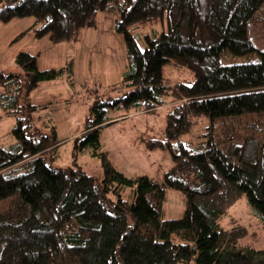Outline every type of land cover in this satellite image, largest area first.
Instances as JSON below:
<instances>
[{"label":"trees","instance_id":"1","mask_svg":"<svg viewBox=\"0 0 264 264\" xmlns=\"http://www.w3.org/2000/svg\"><path fill=\"white\" fill-rule=\"evenodd\" d=\"M99 12L105 29L122 36L125 70L106 92L83 85L95 97L74 149L86 144L100 156L101 179L76 162L52 164L61 141L49 105L30 101L34 89L62 74L72 87L73 61L40 71L38 54L20 52L17 71L0 69V119L15 122L13 142L0 148V202L8 200L0 212V264H264V248L240 244L242 226L219 223L244 193L264 228V50L248 31L264 24V0H0V22L34 18L16 39L29 33L53 44L78 41ZM159 20L165 30L145 36L142 48L132 27ZM223 52H257L259 59L222 64ZM168 63L187 68L192 82L166 84ZM168 103L163 138L145 141L170 156L160 180L127 177L97 150L108 112H152ZM203 115L211 132L197 143L181 140ZM166 188L186 200L180 218L162 217Z\"/></svg>","mask_w":264,"mask_h":264},{"label":"rangeland","instance_id":"2","mask_svg":"<svg viewBox=\"0 0 264 264\" xmlns=\"http://www.w3.org/2000/svg\"><path fill=\"white\" fill-rule=\"evenodd\" d=\"M164 30L165 25L159 20L153 23L148 22L133 26L132 34L136 38L137 43L143 48L145 36L154 37ZM248 31L255 46L260 50H264V24H251ZM258 59L257 52L247 55H234L229 52H223L220 58L222 64H242L256 62ZM162 76L164 82L170 87L179 82L190 83L193 80V76L187 68H179L171 63L163 66ZM88 83L87 88H94L93 84H91L92 82ZM87 88L83 92L77 93V100L67 104V110L71 116L74 119L79 118L82 123L85 121L91 101L95 97L94 93H88ZM102 92H106V90ZM172 99L171 95L165 97L166 102ZM170 107L171 104L168 103L152 112L127 108L108 112V118L112 120H109L110 123L108 125L100 128L97 150L105 152L116 169L127 177L133 178L139 175H148L160 180L162 173L171 166L170 156L160 148H146L145 141L149 138H163L165 118ZM220 121L230 122L227 118L220 119ZM210 124L209 118L204 115L194 117L192 129L188 133L181 135L180 139L197 143L201 135L211 132L208 127ZM218 125H220L219 122H217ZM73 128L80 129L81 127L74 125ZM79 132L78 130L75 131V133ZM258 135L261 136V134ZM74 148L75 145L72 140L67 143L61 142L53 154L52 164L57 167H67L76 162L88 175L101 179L103 169L100 156L93 155L92 148L86 144L81 149L75 150ZM128 192L129 190H126L122 193L126 195ZM7 205L8 200L1 201L0 212L5 210ZM186 207V200L180 192L166 188L163 218H180ZM219 223L227 229L236 225L242 226L245 229V234L240 240V244L248 245L254 249L264 248V228L259 217L248 204L244 193L227 209L225 214L219 219Z\"/></svg>","mask_w":264,"mask_h":264},{"label":"crops","instance_id":"3","mask_svg":"<svg viewBox=\"0 0 264 264\" xmlns=\"http://www.w3.org/2000/svg\"><path fill=\"white\" fill-rule=\"evenodd\" d=\"M34 22L33 17L14 18L7 23L0 22V69L7 73L17 71L13 61L20 52L38 54L37 66L40 71L61 69L68 60L73 61L72 87L65 74L54 81L41 85L30 93V101L36 106L49 105V112L56 126L61 142L74 141L82 131V121L74 119L67 110L68 103L77 100V93L83 92V85L92 82L100 90H106L120 82L125 70L124 45L122 36L105 29L103 13L96 15V26L84 28L75 43L53 44L47 36L36 39L26 33ZM12 117L0 119V148L10 145V131L14 125ZM79 125L80 129H74ZM80 131L75 133V131Z\"/></svg>","mask_w":264,"mask_h":264}]
</instances>
